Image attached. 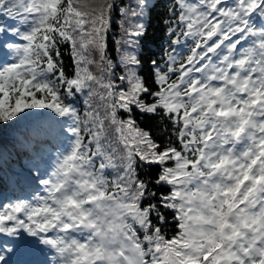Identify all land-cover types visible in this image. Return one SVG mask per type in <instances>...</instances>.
<instances>
[{
    "label": "snow or ice",
    "instance_id": "1",
    "mask_svg": "<svg viewBox=\"0 0 264 264\" xmlns=\"http://www.w3.org/2000/svg\"><path fill=\"white\" fill-rule=\"evenodd\" d=\"M113 7L0 0V17L15 21L0 24L11 55L0 61V124L22 131L14 147L27 163L10 178L33 189L0 206V264H49V252L51 264H264V0H177L168 35L193 45L182 59L166 52L164 70L152 61L155 88L132 50L143 23L125 29L118 61L109 55ZM134 112L164 120L179 147H162Z\"/></svg>",
    "mask_w": 264,
    "mask_h": 264
},
{
    "label": "trees",
    "instance_id": "2",
    "mask_svg": "<svg viewBox=\"0 0 264 264\" xmlns=\"http://www.w3.org/2000/svg\"><path fill=\"white\" fill-rule=\"evenodd\" d=\"M114 7L111 10V29L108 33V52L113 61H118L121 54V44L117 43L118 41H123L127 39L124 32L129 25L135 23H143L145 26V34L141 36L138 40V46H134L132 50L138 55L141 60L140 73L143 76L148 78L149 84L155 88L153 84L152 76L155 71V68L152 64V61H157L160 69H165V53L172 52L175 49V54L178 59L186 57L190 48L193 45V41L190 38L180 37V44H172L171 41L175 39V36L168 35L167 29L168 24H165V21H171V26L176 27V17L172 13V9L176 8L177 0H147V7L137 8V4L140 0H112ZM131 8L138 13L142 12V15H138L135 18L131 16H126L122 12L123 9ZM178 12L179 9L176 8ZM8 17H0V24H6ZM15 23V22H14ZM12 23V24H14ZM11 25V24H10ZM12 42V41H9ZM21 42V41H16ZM62 55L64 59V65L68 73L73 72V66L71 59L69 57V49L67 47L62 48ZM11 60V57L2 56L0 54V61ZM123 69L118 67L116 69V74H122ZM84 97L77 96L74 99L75 106L81 111L84 110L83 104ZM133 116L137 118L138 122L142 127L152 128L156 137L160 139L158 142L161 146H167L169 142L175 144L179 147L178 141H176L175 136L172 133V130L169 128L168 124L161 119H152L150 117H145L138 112H134ZM22 135V131L14 130L12 128H6L3 124H0V153H3L8 157L9 166H6L5 169L0 172V191L7 195L5 203H14L17 199H22L23 194L19 191L15 193L10 188L11 172L13 170L19 171L21 163H27L26 160H20L17 155V149L14 147L17 136ZM53 154L55 155V149H53ZM55 160L53 159V163ZM140 177L142 179L154 180L155 174L157 172L156 167L151 169L147 167H142L138 169ZM150 174V175H149ZM112 175H115L112 173ZM5 185V187L3 186ZM152 191H157V194L161 191L166 192L167 187H161L152 185ZM19 195L20 198L17 197ZM10 197V198H8ZM152 202H156L155 200ZM155 222V220H154ZM174 221L171 216L168 217V223L162 226L164 234L168 237H171L175 234L174 230ZM5 240H0V246L4 245Z\"/></svg>",
    "mask_w": 264,
    "mask_h": 264
},
{
    "label": "rangeland",
    "instance_id": "3",
    "mask_svg": "<svg viewBox=\"0 0 264 264\" xmlns=\"http://www.w3.org/2000/svg\"><path fill=\"white\" fill-rule=\"evenodd\" d=\"M253 20H254V22H258L259 23V25H260V23H261V20L258 18V17H253ZM15 21H13V20H10V19H8V21H7V25H10V24H12V23H14ZM258 25V26H259ZM9 41H11V39L9 40ZM16 41H18V38H17V40ZM15 41V42H16ZM6 53H7V49L5 48V49H0V54H1V57L2 56H7V57H11V55L9 54V55H6ZM54 156V155H53ZM53 161V160H52ZM52 161H51V163H52ZM20 169V168H19ZM14 185V184H13ZM4 187H5V185H3ZM15 187V186H14ZM13 191H14V189L13 188H11ZM15 192V191H14ZM24 194H25V192L26 191H22ZM31 193H32V191L30 190V192H27L26 193V197H28V196H30L31 195ZM17 197L18 198H20L19 197V195H17ZM6 198H7V195L5 194V193H3L2 191H0V206H2V204L3 203H5V200H6ZM8 198H10V197H8ZM2 239H4V240H6V239H8L7 237H4V236H0V240H2ZM9 247H11V245H8ZM52 255H53V253H51V252H49V254H48V259H49V264H51V257H52ZM30 259H32V257L31 256H28V255H22V256H12L11 257V260H10V264H23V262L24 261H27V260H30Z\"/></svg>",
    "mask_w": 264,
    "mask_h": 264
}]
</instances>
